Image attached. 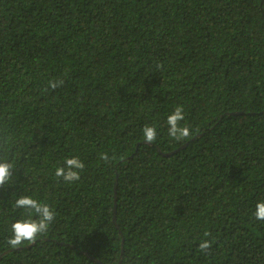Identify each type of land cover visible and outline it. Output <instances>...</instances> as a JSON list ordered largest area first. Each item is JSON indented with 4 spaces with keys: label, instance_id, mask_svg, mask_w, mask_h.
Wrapping results in <instances>:
<instances>
[{
    "label": "trees",
    "instance_id": "obj_1",
    "mask_svg": "<svg viewBox=\"0 0 264 264\" xmlns=\"http://www.w3.org/2000/svg\"><path fill=\"white\" fill-rule=\"evenodd\" d=\"M176 105L186 140L166 134ZM153 120L158 139L143 143ZM6 137L17 170L0 185L4 264H264L250 214L264 194V0H0V155ZM70 154L80 181L58 183ZM22 190L57 218L6 249Z\"/></svg>",
    "mask_w": 264,
    "mask_h": 264
},
{
    "label": "clouds",
    "instance_id": "obj_2",
    "mask_svg": "<svg viewBox=\"0 0 264 264\" xmlns=\"http://www.w3.org/2000/svg\"><path fill=\"white\" fill-rule=\"evenodd\" d=\"M63 84L61 79H49L46 83L47 89H56ZM185 120L183 105L174 106L164 118L167 137L175 140H186L192 135L190 126L182 123ZM143 143L151 144L157 141L160 134L158 121L144 123L140 129ZM9 137L4 140V154L0 155V185H12L15 183L17 170L16 161L9 152ZM12 143L15 140L12 139ZM102 159L108 160L107 154ZM85 168V162L79 154L65 155L52 171V176L58 183L71 185L79 182L81 173ZM10 215L6 220L3 244L6 249L35 243L38 239L45 237L57 218L54 206L45 199L38 198L27 190L13 191L9 200ZM251 216L259 222H264V194L259 195L251 206ZM210 246L209 240H201L199 249L205 250ZM0 264H4L0 260Z\"/></svg>",
    "mask_w": 264,
    "mask_h": 264
},
{
    "label": "water",
    "instance_id": "obj_3",
    "mask_svg": "<svg viewBox=\"0 0 264 264\" xmlns=\"http://www.w3.org/2000/svg\"><path fill=\"white\" fill-rule=\"evenodd\" d=\"M175 151H177V149ZM169 153H171V152H169ZM116 187H117V178L115 179V182H114V194H116ZM114 208H115V206H114ZM112 220H113V222H115V214H113Z\"/></svg>",
    "mask_w": 264,
    "mask_h": 264
}]
</instances>
